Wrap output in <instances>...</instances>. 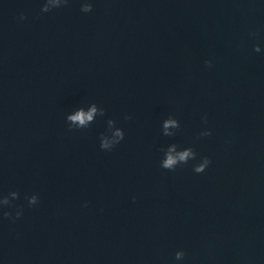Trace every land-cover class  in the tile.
I'll use <instances>...</instances> for the list:
<instances>
[{
  "label": "water",
  "instance_id": "water-1",
  "mask_svg": "<svg viewBox=\"0 0 264 264\" xmlns=\"http://www.w3.org/2000/svg\"><path fill=\"white\" fill-rule=\"evenodd\" d=\"M45 2L0 0V193L24 209L0 214V262L264 264V3ZM172 143L196 158L162 168Z\"/></svg>",
  "mask_w": 264,
  "mask_h": 264
},
{
  "label": "clouds",
  "instance_id": "clouds-1",
  "mask_svg": "<svg viewBox=\"0 0 264 264\" xmlns=\"http://www.w3.org/2000/svg\"><path fill=\"white\" fill-rule=\"evenodd\" d=\"M69 0H46L42 5L43 11L47 12L52 8H61L67 5ZM264 3V0H261ZM93 8V0H80V9L84 13H88ZM21 19H24V15L21 14ZM261 45L257 43L255 45V51L261 52ZM209 67L212 64L211 60L205 62ZM98 108L96 104H92L87 110L83 107L78 108L73 113L67 116V119L72 122V125L77 128H86L89 123L93 120V117L97 114ZM130 115H126L125 119H130ZM207 119V117H202ZM180 122L174 115H168L162 121V127L165 135H174V129L179 128ZM211 134V129H204L201 132L202 136H208ZM125 137V131L122 127L117 126L115 121H108V128L102 132L99 136V146L102 150L110 151L117 144H119ZM196 152L191 145L183 146L176 143L169 145L163 154L160 166L164 169L174 170L177 166L187 163L190 159L196 158ZM211 160L208 156H203L194 166L196 173L203 172ZM20 197V193L16 190L9 191L7 194L0 193V214L4 217H9L12 220L19 219L23 215V206H17L14 204ZM28 206H35L39 203V196L36 193L26 196ZM14 208V214L9 209ZM185 253L182 249L175 252V261L182 262L184 260ZM2 264V262H0Z\"/></svg>",
  "mask_w": 264,
  "mask_h": 264
}]
</instances>
